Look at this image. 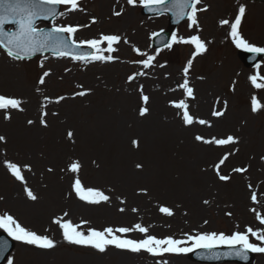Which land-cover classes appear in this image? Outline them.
Returning <instances> with one entry per match:
<instances>
[{
  "label": "rangeland",
  "instance_id": "rangeland-1",
  "mask_svg": "<svg viewBox=\"0 0 264 264\" xmlns=\"http://www.w3.org/2000/svg\"><path fill=\"white\" fill-rule=\"evenodd\" d=\"M241 5L246 11L237 27L240 38L264 48V3L201 0L197 7L206 10L196 13V24L186 20L176 29L171 47L153 50L149 36L165 26L167 18L147 20L139 1L130 6L127 0H85L77 7L79 13L70 17L64 10L55 23L83 24L97 17L92 28L79 31V39L118 35L121 39L113 44V52L99 53L111 55V61L73 62L50 55L16 61L0 55L4 67L0 93L21 101L18 109L0 111V136L5 138L0 141V215L11 213L28 230L55 242L51 249L18 244L12 264L192 262L184 255L152 258L146 251L122 256L114 246L92 251L65 241L55 219L71 221L85 234L89 228L127 227L132 229L129 235L119 236L134 234L138 240L145 234L134 228L136 224L156 238L183 237V241L189 235H231L249 227L264 233L256 215L264 218V88H255L250 80L256 76L258 83H264V52L253 66L244 64L242 53L247 49L238 48L230 34ZM116 11L121 15L114 18ZM221 20L230 24L222 26ZM192 36L205 43L204 52L190 47L187 41ZM149 56L153 59L145 67ZM129 76L135 78L129 81ZM185 80L193 90L191 97L179 87ZM82 91L86 94L77 95ZM141 96H148V102ZM253 96L260 104L256 112L251 107ZM181 100L193 117L191 124H184V110L174 107ZM141 107L148 109L143 116ZM213 110L223 115L213 116ZM200 119L208 123L201 125ZM229 135L236 142L223 146L195 139ZM225 155L219 173L230 179L221 181L214 165ZM73 162L80 165L77 173L68 170ZM7 163L20 167L23 182L16 183ZM235 168L246 171L236 173ZM77 178L85 188L104 192L109 201L79 200L71 187ZM22 187L37 197L28 199L29 208L11 202L23 197ZM252 193L258 202L251 200ZM161 207L172 215L160 212ZM249 240L264 247L251 234ZM252 264H264V253L256 252Z\"/></svg>",
  "mask_w": 264,
  "mask_h": 264
},
{
  "label": "snow or ice",
  "instance_id": "snow-or-ice-1",
  "mask_svg": "<svg viewBox=\"0 0 264 264\" xmlns=\"http://www.w3.org/2000/svg\"><path fill=\"white\" fill-rule=\"evenodd\" d=\"M137 0H127V4L130 6L136 5ZM166 0H139V4L144 6L145 8H150L155 5L165 4ZM201 4V0H172V7L177 9L178 15H187L188 19L192 22V24H196V13L198 11H204L206 8H198L197 6ZM64 6L68 10H76L78 7V0H0V48L6 50L7 55L9 57L15 59H23L24 57L30 56L36 52H41L45 49L53 50L58 56H71L73 59H91V60H109L111 61L113 57L111 55L105 56L99 53L104 51L113 52V44L118 43L120 41V37L118 35H101L98 39H88V40H77L75 37L76 32L79 30L80 26H72V25H61L54 26L50 31H43L38 29L35 26V19L38 16H43L47 19L49 16H56V7ZM189 9L187 13L184 12V9ZM245 7L243 5L239 6L238 14L235 16V21L230 24L228 20H221L220 24L222 26L229 25L231 27V36L233 37V41L236 43L238 48L243 47L250 52L253 53H262L264 52V48L255 47L243 39L240 38L237 27L241 22V17L245 14ZM63 15V13H61ZM114 15H121L120 11L114 12ZM95 23V20L92 21ZM6 24H14L16 25V31L6 32L4 30V26ZM67 34V38L59 34ZM157 35V34H153ZM176 37L173 35V40ZM106 43L107 48H101V45ZM187 43L195 46L196 53H202L206 50V45L202 42L198 36H192ZM87 47L88 49H92V52L89 53H80L77 50ZM165 47H171L170 44L165 45ZM134 51H139L138 49H134ZM194 53V55L196 54ZM153 57L149 56L147 60L143 61L145 67H148L149 61H151ZM191 61H189V65ZM185 74L188 72V68L184 69ZM49 73L45 72L44 76H48ZM135 77L129 76L128 80L132 81ZM250 80L255 88H264V83H258L257 77L252 76ZM43 84L45 81L43 77H41L40 81ZM179 87L185 89L186 95L191 97L193 95V90L188 87V82L185 80L183 84ZM85 92H79L77 95H85ZM47 99V98H46ZM60 97L57 99L59 102ZM141 99L147 103L149 100L148 96H141ZM21 101L16 98H9L4 95H0V110L7 109H18L20 107ZM174 107L177 109H183V122L188 125L193 123V117L189 114L187 110V104L181 100L179 102H174ZM252 111L256 112L260 107V104L257 101L255 96L252 97L251 100ZM148 109L145 107H141L139 109L140 115L143 116L147 113ZM46 113H42V117L45 116ZM213 116L219 117L223 115L222 111L213 110ZM5 119H10V116L5 115ZM29 124L32 121H28ZM40 123L46 126V121L41 118ZM199 124L205 125L208 122L200 119L198 121ZM72 132H68L69 138L72 137ZM195 139L197 141H201L205 144H215L217 146L228 145L231 143H235V138L231 135L227 136L224 139L213 138L211 140H206L201 136H196ZM5 138L0 136V141H4ZM134 146H138V141H132ZM227 159V155L222 157L219 162L214 165L217 175L221 181H227L230 179L229 176L220 175L219 170L220 166L225 163ZM7 169L11 172V174L18 181H24V177L21 174V169L14 163H7ZM137 167H142L141 165H137ZM25 168L30 170V166L25 165ZM80 168L78 162H73L69 165L68 170L72 173H77ZM236 173L245 172V168H235L233 169ZM72 190L75 192L76 196L79 200L85 201L90 204H99L101 202L109 201V196L105 195L104 192L93 189V188H85L80 179L77 178L71 185ZM251 187V186H249ZM25 192L31 200H36L37 197L33 194V192L25 187ZM251 200L255 203L257 201V195L252 193ZM207 203V201H205ZM120 211H124V209H120ZM136 211V209H133ZM160 212L165 213L167 215H172V212L167 207H161ZM65 216L67 213L64 214ZM230 215V213H229ZM257 219L260 221V224H264V218L261 217L260 213H257ZM53 223L57 224L59 228L62 230L63 238L65 241L69 243L82 245V246H90L99 252H104L107 246H114L117 249L127 250L134 253H138L140 251H146L152 255H162L164 253H185L192 252L198 248L210 249L216 245H228L230 247L240 246V248L236 251V255L245 256V253L248 251L260 252L264 253V247L257 246L250 242L249 234L256 237L259 241L264 243V233H258L254 231L252 228H247L245 232H234L231 235H225L223 233H209V234H200V235H189L187 236L186 241L176 240L171 237L167 238H156L155 236L148 235V229L142 227L140 224H136L134 228L138 230L140 233L145 234V238L141 240L135 239H127L121 238L120 236L115 235L114 233H129L132 229L127 227H120L117 229H113L111 227H106L102 231L89 228L87 234L78 230L77 225H74L71 221L60 219L53 220ZM87 223V222H82ZM0 229L4 230L8 236L12 237L14 240L21 241L23 243L29 245H35L42 249H51L55 247V242L50 239L46 235H39L34 231H30L23 226H21L10 214L0 215ZM187 242H191L189 247H181L180 245L185 244ZM246 258V256H245ZM9 264H12V261L9 260Z\"/></svg>",
  "mask_w": 264,
  "mask_h": 264
},
{
  "label": "water",
  "instance_id": "water-1",
  "mask_svg": "<svg viewBox=\"0 0 264 264\" xmlns=\"http://www.w3.org/2000/svg\"><path fill=\"white\" fill-rule=\"evenodd\" d=\"M172 0H170V2H171ZM186 10H187V8L186 9H184V12H186ZM172 13V12H171ZM184 16V15H183ZM183 16H181V15H178V14H172V17H171V20H172V22H178L180 19H182L183 18Z\"/></svg>",
  "mask_w": 264,
  "mask_h": 264
},
{
  "label": "bare ground",
  "instance_id": "bare-ground-1",
  "mask_svg": "<svg viewBox=\"0 0 264 264\" xmlns=\"http://www.w3.org/2000/svg\"><path fill=\"white\" fill-rule=\"evenodd\" d=\"M210 154H211V152H210ZM118 253H121L122 256L128 254V253H124V252H118ZM84 254H85V252H84Z\"/></svg>",
  "mask_w": 264,
  "mask_h": 264
}]
</instances>
